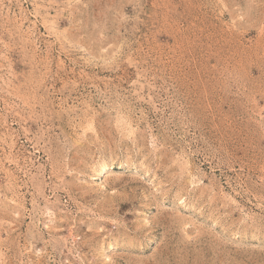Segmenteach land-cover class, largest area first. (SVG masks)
<instances>
[{
    "label": "rangeland",
    "instance_id": "374dc122",
    "mask_svg": "<svg viewBox=\"0 0 264 264\" xmlns=\"http://www.w3.org/2000/svg\"><path fill=\"white\" fill-rule=\"evenodd\" d=\"M0 264H264V0H0Z\"/></svg>",
    "mask_w": 264,
    "mask_h": 264
},
{
    "label": "bare ground",
    "instance_id": "6f19581e",
    "mask_svg": "<svg viewBox=\"0 0 264 264\" xmlns=\"http://www.w3.org/2000/svg\"><path fill=\"white\" fill-rule=\"evenodd\" d=\"M104 169V168H103Z\"/></svg>",
    "mask_w": 264,
    "mask_h": 264
}]
</instances>
